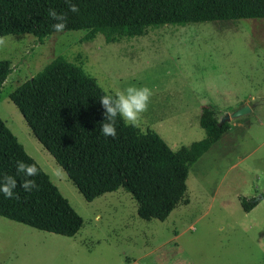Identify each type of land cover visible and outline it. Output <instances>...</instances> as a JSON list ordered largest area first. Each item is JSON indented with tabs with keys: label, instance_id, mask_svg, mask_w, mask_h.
I'll return each instance as SVG.
<instances>
[{
	"label": "rangeland",
	"instance_id": "rangeland-1",
	"mask_svg": "<svg viewBox=\"0 0 264 264\" xmlns=\"http://www.w3.org/2000/svg\"><path fill=\"white\" fill-rule=\"evenodd\" d=\"M86 33L0 37V60L13 67L0 90V116L83 218L81 229L65 236L0 216V264H264V197L248 212L240 202L264 190V18L165 24L115 42L102 34L86 41ZM61 60L81 62L108 92L148 87L141 126L173 151L207 137L205 107L219 119L246 103L253 109L242 115L243 128L190 166L189 203L166 220H146L124 188L88 201L11 99Z\"/></svg>",
	"mask_w": 264,
	"mask_h": 264
},
{
	"label": "trees",
	"instance_id": "trees-1",
	"mask_svg": "<svg viewBox=\"0 0 264 264\" xmlns=\"http://www.w3.org/2000/svg\"><path fill=\"white\" fill-rule=\"evenodd\" d=\"M79 11L69 10L66 0H0V37L32 34L42 41L51 36L57 21L47 15L55 9L65 17V29L86 30L84 40L102 34L107 42L146 34L165 24L264 18V0H70ZM8 59L0 60V90L12 72ZM106 91L86 72L81 62L61 60L27 80L11 99L36 138L53 155L88 201L124 188L137 201L138 215L146 220H166L186 197L190 166L224 132L214 109L205 107L200 124L207 137L173 151L153 129L118 123L115 138L99 132L102 120L99 97ZM35 164L38 187L25 192L17 177L14 198L0 194V216L65 236H74L82 216L62 194L50 175L33 158L0 116V179L15 176V161ZM264 195V190L262 191ZM245 211L258 200L240 196Z\"/></svg>",
	"mask_w": 264,
	"mask_h": 264
},
{
	"label": "clouds",
	"instance_id": "clouds-1",
	"mask_svg": "<svg viewBox=\"0 0 264 264\" xmlns=\"http://www.w3.org/2000/svg\"><path fill=\"white\" fill-rule=\"evenodd\" d=\"M69 10L73 13L79 11L76 4L66 0ZM47 15L57 21L51 27L56 32L65 29V17L63 13H58L55 9H48ZM151 90L146 86L128 85L122 90L115 91L114 94H104L99 97V105L102 109V120L99 123V132L105 138H115L117 135L118 123H123L133 129H139L141 134L143 128L140 120L141 115L147 110ZM16 175H4L0 179V194L4 198H14L16 193L13 191L17 187V177L23 176V182L20 187L25 192H31L38 187L34 179L38 175V168L35 164L25 163L22 160L15 161Z\"/></svg>",
	"mask_w": 264,
	"mask_h": 264
},
{
	"label": "water",
	"instance_id": "water-1",
	"mask_svg": "<svg viewBox=\"0 0 264 264\" xmlns=\"http://www.w3.org/2000/svg\"><path fill=\"white\" fill-rule=\"evenodd\" d=\"M258 103H264V100L259 101ZM252 110L251 105H244L238 109H236L235 111H233L232 113H227L223 118H221L218 122L219 125H222L224 122L228 121L230 122L232 119L238 118L242 115H245L246 113L250 112ZM264 195L261 194L258 198H256L255 200H259L260 198H263Z\"/></svg>",
	"mask_w": 264,
	"mask_h": 264
},
{
	"label": "crops",
	"instance_id": "crops-1",
	"mask_svg": "<svg viewBox=\"0 0 264 264\" xmlns=\"http://www.w3.org/2000/svg\"><path fill=\"white\" fill-rule=\"evenodd\" d=\"M246 104H250V103H246ZM251 105V104H250ZM208 108V107H207ZM253 109V108H252ZM218 115V114H217ZM243 126H244V121H243V119H242V116H240V117H238V118H235V119H232L231 121H230V128L226 131V132H224V134H222V136L217 140V141H219V140H226L227 138H228V135H229V133L231 132V130L235 127V128H243ZM215 144V142L212 144V145H214ZM211 148V147H210ZM209 148V149H210ZM208 149V150H209ZM207 150V151H208ZM239 162V161H238ZM238 162H236V163H238ZM100 217V216H99ZM177 237V235H174L171 239H175ZM142 257V256H141ZM137 264V261L136 260H134L133 262H130L129 264Z\"/></svg>",
	"mask_w": 264,
	"mask_h": 264
}]
</instances>
